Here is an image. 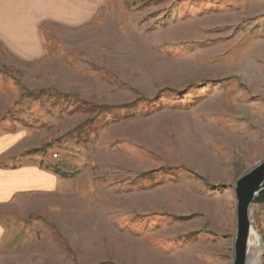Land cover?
<instances>
[{
  "label": "rangeland",
  "instance_id": "obj_1",
  "mask_svg": "<svg viewBox=\"0 0 264 264\" xmlns=\"http://www.w3.org/2000/svg\"><path fill=\"white\" fill-rule=\"evenodd\" d=\"M1 4L24 50L0 42V166L25 187L0 264H233L235 184L264 158V0ZM249 220L264 264V189Z\"/></svg>",
  "mask_w": 264,
  "mask_h": 264
},
{
  "label": "crops",
  "instance_id": "obj_2",
  "mask_svg": "<svg viewBox=\"0 0 264 264\" xmlns=\"http://www.w3.org/2000/svg\"><path fill=\"white\" fill-rule=\"evenodd\" d=\"M4 0H0V9L3 8L1 4ZM9 22L3 21L0 19V42L16 55H20L24 46L19 45V37L15 35V31H11L8 27ZM4 25V26H3ZM22 41H23V36ZM2 83H5L4 79L0 76V96L3 97L2 94ZM8 101H6V106L0 105V114L6 113L8 110ZM14 141V136L5 134L0 136V157L4 153L5 149H7L10 145V142ZM18 153V151H17ZM6 155V154H5ZM15 154H12L14 157ZM1 161V160H0ZM13 163V162H12ZM25 167L23 165H15V166H0V207L6 205L9 200L19 192L23 191L25 187L24 173ZM6 233V226H4L0 222V241L4 238Z\"/></svg>",
  "mask_w": 264,
  "mask_h": 264
},
{
  "label": "water",
  "instance_id": "obj_3",
  "mask_svg": "<svg viewBox=\"0 0 264 264\" xmlns=\"http://www.w3.org/2000/svg\"><path fill=\"white\" fill-rule=\"evenodd\" d=\"M264 189V158L248 172L241 175L235 184L236 235L233 264H248L247 243L251 230L249 207L254 197Z\"/></svg>",
  "mask_w": 264,
  "mask_h": 264
},
{
  "label": "bare ground",
  "instance_id": "obj_4",
  "mask_svg": "<svg viewBox=\"0 0 264 264\" xmlns=\"http://www.w3.org/2000/svg\"><path fill=\"white\" fill-rule=\"evenodd\" d=\"M258 234L254 230V228L251 227L248 243H247V249L250 251L251 248L256 247V242L258 241Z\"/></svg>",
  "mask_w": 264,
  "mask_h": 264
}]
</instances>
